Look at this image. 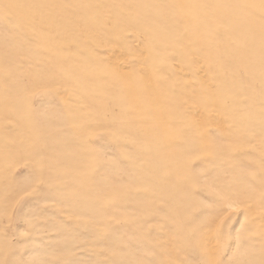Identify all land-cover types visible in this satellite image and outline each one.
<instances>
[{"label":"rangeland","instance_id":"374dc122","mask_svg":"<svg viewBox=\"0 0 264 264\" xmlns=\"http://www.w3.org/2000/svg\"><path fill=\"white\" fill-rule=\"evenodd\" d=\"M0 264H264V0H0Z\"/></svg>","mask_w":264,"mask_h":264}]
</instances>
